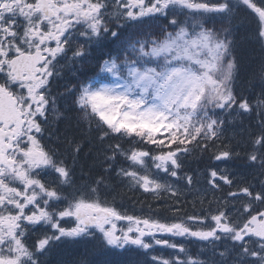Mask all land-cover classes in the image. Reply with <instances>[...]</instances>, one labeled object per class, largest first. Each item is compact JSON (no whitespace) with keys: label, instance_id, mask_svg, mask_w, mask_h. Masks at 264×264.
<instances>
[{"label":"snow or ice","instance_id":"obj_1","mask_svg":"<svg viewBox=\"0 0 264 264\" xmlns=\"http://www.w3.org/2000/svg\"><path fill=\"white\" fill-rule=\"evenodd\" d=\"M70 246L264 264V0H0V264Z\"/></svg>","mask_w":264,"mask_h":264},{"label":"trees","instance_id":"obj_2","mask_svg":"<svg viewBox=\"0 0 264 264\" xmlns=\"http://www.w3.org/2000/svg\"><path fill=\"white\" fill-rule=\"evenodd\" d=\"M88 161H89V163H91V157H88ZM98 170L99 169H97V171ZM119 191L121 192L122 195H121V197L118 198L117 203L118 204H122L123 207L125 209H127L129 212H137L138 213L140 211V208H141V203L140 202H142V201L145 202V207H146V204L148 202L155 203L154 201H152V197L147 196L143 192L129 191L126 187H123V188L119 189ZM187 199H188V201H191L192 200V196L189 195L187 197ZM187 211L189 213H191L193 211L190 203L187 205ZM197 211H199V205H197ZM190 247L195 249L194 245H191ZM157 254H162L159 251V249H157Z\"/></svg>","mask_w":264,"mask_h":264},{"label":"flooded vegetation","instance_id":"obj_3","mask_svg":"<svg viewBox=\"0 0 264 264\" xmlns=\"http://www.w3.org/2000/svg\"><path fill=\"white\" fill-rule=\"evenodd\" d=\"M200 166H202V165H200ZM189 246H191V245H189ZM63 251L59 252L58 254H54L55 257L51 258L52 264H57V260L60 261V260L78 259V253L80 251H82V248L70 246V247L65 248Z\"/></svg>","mask_w":264,"mask_h":264}]
</instances>
